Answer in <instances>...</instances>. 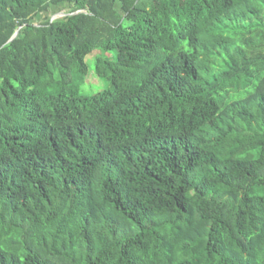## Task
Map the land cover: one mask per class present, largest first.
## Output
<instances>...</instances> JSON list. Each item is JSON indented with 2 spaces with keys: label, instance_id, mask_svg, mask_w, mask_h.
Returning <instances> with one entry per match:
<instances>
[{
  "label": "trees",
  "instance_id": "16d2710c",
  "mask_svg": "<svg viewBox=\"0 0 264 264\" xmlns=\"http://www.w3.org/2000/svg\"><path fill=\"white\" fill-rule=\"evenodd\" d=\"M0 264H264V0H0Z\"/></svg>",
  "mask_w": 264,
  "mask_h": 264
},
{
  "label": "rangeland",
  "instance_id": "374dc122",
  "mask_svg": "<svg viewBox=\"0 0 264 264\" xmlns=\"http://www.w3.org/2000/svg\"><path fill=\"white\" fill-rule=\"evenodd\" d=\"M68 9H69L68 4H61L58 8L53 7L51 8V11L49 13L39 16L38 18L34 20V22L40 23V22L46 21L47 18L50 16L52 19L53 17H57L58 15H63L65 11H68ZM101 54L102 52H95L87 59V65L90 68V74L88 77L87 84L84 86V90L86 94H91L92 92L99 93L104 90L103 83L98 80V77L95 74L96 60Z\"/></svg>",
  "mask_w": 264,
  "mask_h": 264
},
{
  "label": "water",
  "instance_id": "95a60500",
  "mask_svg": "<svg viewBox=\"0 0 264 264\" xmlns=\"http://www.w3.org/2000/svg\"><path fill=\"white\" fill-rule=\"evenodd\" d=\"M65 15H66V13H64L63 15H58L57 17H53L51 20L53 21V20H55V19L60 18L61 16H65ZM18 36H19V33H17L15 36H13V38H11V39L9 40V42L15 40Z\"/></svg>",
  "mask_w": 264,
  "mask_h": 264
}]
</instances>
